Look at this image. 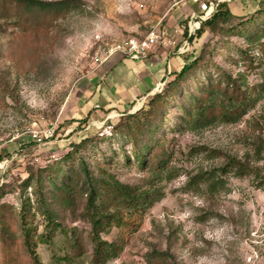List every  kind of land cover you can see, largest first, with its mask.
<instances>
[{"label":"rangeland","instance_id":"1","mask_svg":"<svg viewBox=\"0 0 264 264\" xmlns=\"http://www.w3.org/2000/svg\"><path fill=\"white\" fill-rule=\"evenodd\" d=\"M41 1L72 3L52 22L37 20L27 31L11 19L0 18V162L9 161L0 184V232L4 224L9 226L21 264H32L22 246L23 227L31 229L42 264H93L84 188L70 206L52 199L47 190L48 204L43 207L35 192L48 170L59 163L65 166L62 159L71 144L84 137H109L113 126L147 107L150 98L165 88L167 82L129 112L91 108L86 102L87 80L107 47L144 37L159 26L168 29L170 15L181 14L178 25L184 28L187 16L198 10L182 0ZM263 1L234 0L228 7L236 17H260ZM258 24L264 28V18L255 19L254 26ZM227 28L212 32L201 27L188 41L189 53L178 54L176 48L173 52L177 56L204 52L206 62L218 64L234 77L244 73L251 85L262 84L264 51H251L256 60L246 65L239 48L247 50L248 44L230 36ZM174 40L180 46L187 34ZM210 66L208 72L216 79L217 69ZM198 75L203 79L206 72ZM192 83L196 86V79ZM173 108L167 131L158 139L161 145L153 151L155 155L165 149V169L157 168L156 162L148 167L134 159L127 162L122 153L107 168L122 184L155 193L160 201L132 229L113 227L101 235L122 247L119 257L106 264H264V95L239 123L205 130L179 129L175 115L180 113ZM51 127L56 129L51 141L43 146L33 142L31 132ZM99 146L108 150L105 144ZM254 148L261 150L260 156ZM232 159L241 162V171L230 166ZM71 166L78 168L80 163ZM210 173L214 180L203 182ZM44 184L49 186L48 181ZM51 229L54 232L48 235ZM3 237L0 264L5 257L2 245L11 244ZM76 238L82 242L79 252L72 251ZM70 255L75 262L65 259Z\"/></svg>","mask_w":264,"mask_h":264},{"label":"trees","instance_id":"2","mask_svg":"<svg viewBox=\"0 0 264 264\" xmlns=\"http://www.w3.org/2000/svg\"><path fill=\"white\" fill-rule=\"evenodd\" d=\"M71 3V1L0 0V18L11 19L18 23L23 31H27L28 28H33L37 20L41 24L52 22L67 11ZM261 3L264 6V1ZM228 5H221L214 18L202 25V30L209 29L215 32L219 27H229L226 32L230 36L245 39L248 44L247 50L239 48L244 57L243 61L246 65L247 61L254 65L256 58L250 52L255 49L264 51V28L260 27L261 24L254 26V20L264 18V8L259 10L262 11L260 17L241 18L234 16ZM233 21L238 23L232 24ZM210 65L217 69L216 79L208 72ZM199 72H206V76L203 79L199 78ZM194 79L196 86L192 83ZM263 95L264 81L262 84L251 85L244 73H238L234 77L218 64L206 62L204 52L197 56L193 53L188 54L185 56L183 66L170 75L163 91L151 97L147 107L126 115L119 124L113 126L109 137H84L71 144L70 152L62 159L65 166L57 164L55 168L47 171L45 179L39 183V190L35 192L39 198L38 202L46 207L49 195L47 190H50L52 199L70 206L73 196L84 188L87 196L85 215L92 227L90 239L94 244L93 264H106L119 257L122 247L118 243L102 240L101 235L109 233L113 227L125 231L132 229L135 222L160 201L157 194L122 184L108 173L107 168L120 158V154L122 153L127 162L134 159L144 167L156 162L157 168L165 169L167 158L164 156L167 152L163 147L162 151L155 155L153 151L161 145L162 140L158 141L161 133L167 131L168 120L172 116L171 108L179 110L180 114L175 115V118L180 120L179 129L205 130L213 126L239 123ZM114 143H118V146H114ZM100 144H105L108 150L102 149ZM261 153L260 149L254 148V154L260 156ZM77 161L80 163L78 168L71 166ZM69 162L72 164H68ZM230 166L237 171L242 170L241 162L236 159L231 160ZM67 167L69 171H66ZM214 178V173L202 177L203 182H209ZM47 181L50 188L44 184ZM46 216L51 220L52 216L48 210ZM50 224L54 225L52 221ZM53 232L54 229H51L48 235ZM21 234L22 246L28 252L31 263L42 264L33 246L31 229L23 227ZM48 235L45 238L49 239ZM1 236H4V241L11 242L2 245L5 256L3 264H21L18 246L13 242L14 236L9 226L3 225ZM81 250L82 242L76 238L72 251ZM65 259L76 261L72 255Z\"/></svg>","mask_w":264,"mask_h":264},{"label":"crops","instance_id":"3","mask_svg":"<svg viewBox=\"0 0 264 264\" xmlns=\"http://www.w3.org/2000/svg\"><path fill=\"white\" fill-rule=\"evenodd\" d=\"M181 17V14L170 15L167 20V30L173 39H179L185 33L178 25ZM176 52L172 49L154 50L146 61L114 56L88 78L87 104L91 108L116 111L135 109L141 100L152 95L183 66L185 56H177Z\"/></svg>","mask_w":264,"mask_h":264},{"label":"built area","instance_id":"4","mask_svg":"<svg viewBox=\"0 0 264 264\" xmlns=\"http://www.w3.org/2000/svg\"><path fill=\"white\" fill-rule=\"evenodd\" d=\"M234 0H182V3L191 4L197 7V12L187 16V24L183 28L187 34V40L182 45L177 46V42L170 37L168 30L162 27L153 28L144 37L130 38L121 42H116L107 47L99 57V67L108 62L116 55H121L133 61H146L154 50L172 49L178 54H186L191 51L189 39L195 37L202 25L214 18L223 4H231ZM163 89L160 85L158 90ZM54 127L43 131L31 132V138L38 146H43L47 141H51L55 136ZM9 161L0 162V184L4 182L8 173Z\"/></svg>","mask_w":264,"mask_h":264},{"label":"water","instance_id":"5","mask_svg":"<svg viewBox=\"0 0 264 264\" xmlns=\"http://www.w3.org/2000/svg\"><path fill=\"white\" fill-rule=\"evenodd\" d=\"M158 89H159V88H158ZM158 89H157V90H158ZM157 90H156V91H157ZM156 91H155V92H156ZM153 94H154V93H153Z\"/></svg>","mask_w":264,"mask_h":264}]
</instances>
